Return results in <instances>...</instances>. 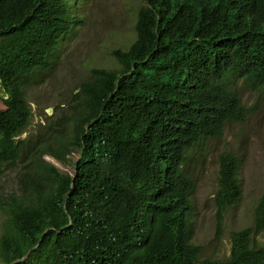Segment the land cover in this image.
I'll list each match as a JSON object with an SVG mask.
<instances>
[{"label": "trees", "instance_id": "1", "mask_svg": "<svg viewBox=\"0 0 264 264\" xmlns=\"http://www.w3.org/2000/svg\"><path fill=\"white\" fill-rule=\"evenodd\" d=\"M78 21L65 0H0V173L22 148L24 86ZM134 31L126 49L111 51L118 68H91L79 86L72 173L36 164L23 197L3 208L0 264L198 263L183 166L194 145L244 117L234 81L264 88V0H143ZM238 165L235 153L218 155V227L241 196ZM252 211L218 264H264L254 242L264 192Z\"/></svg>", "mask_w": 264, "mask_h": 264}, {"label": "rangeland", "instance_id": "2", "mask_svg": "<svg viewBox=\"0 0 264 264\" xmlns=\"http://www.w3.org/2000/svg\"><path fill=\"white\" fill-rule=\"evenodd\" d=\"M65 1L70 15L79 21L56 44L48 67L35 70L24 86L31 115L18 136L23 141L19 158L5 164L0 173V232L6 217L3 208L23 197L36 164L46 161L72 173L80 152L69 143L70 117L79 86L89 79L91 68H118L111 51L126 49L134 40L137 11L143 4V0ZM230 88L246 108L244 117L226 123L215 138L194 145L183 166L193 183L188 224L191 242L200 246L197 264H218L228 256L230 233L253 224V207L264 192V88L252 89L240 79ZM5 96L0 85V107ZM51 151L63 160L47 153ZM223 152L239 158L237 176L242 191L218 227L213 195L218 155ZM254 242L264 245V228Z\"/></svg>", "mask_w": 264, "mask_h": 264}, {"label": "clouds", "instance_id": "3", "mask_svg": "<svg viewBox=\"0 0 264 264\" xmlns=\"http://www.w3.org/2000/svg\"><path fill=\"white\" fill-rule=\"evenodd\" d=\"M67 10H68V8H67ZM68 12H69V10H68Z\"/></svg>", "mask_w": 264, "mask_h": 264}]
</instances>
